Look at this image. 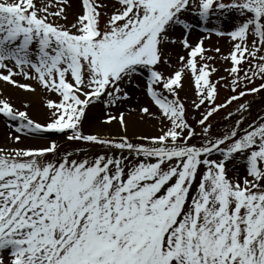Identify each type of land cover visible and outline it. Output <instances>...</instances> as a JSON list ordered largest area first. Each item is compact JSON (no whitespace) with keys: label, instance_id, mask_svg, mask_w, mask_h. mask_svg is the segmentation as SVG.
Masks as SVG:
<instances>
[{"label":"snow or ice","instance_id":"6c2138e0","mask_svg":"<svg viewBox=\"0 0 264 264\" xmlns=\"http://www.w3.org/2000/svg\"><path fill=\"white\" fill-rule=\"evenodd\" d=\"M0 124V264H264V0H0Z\"/></svg>","mask_w":264,"mask_h":264},{"label":"rangeland","instance_id":"374dc122","mask_svg":"<svg viewBox=\"0 0 264 264\" xmlns=\"http://www.w3.org/2000/svg\"><path fill=\"white\" fill-rule=\"evenodd\" d=\"M195 38H196V37H195V35H194V36L192 37V39L194 40ZM207 41H208L209 43L212 42V45H214V46H219V47H221L222 51H227V50H228L229 44H228V42L226 41V39H224V38H218V37H216V36H213L211 39H209V40H207ZM207 41H206V42H207ZM217 41H219L218 44H217ZM209 43H207V45H208ZM227 66H228L227 62H224V63H223V66H222L221 62H220V61H217V62H216V67L219 68V71L216 73V75H215V73H214V75H213L212 77H213V78H217L218 76L226 75V73L224 72V67H227ZM223 94H224V92L221 91V95H223ZM181 95L183 96L184 93L182 92ZM5 136H6V129L4 128V126H3L2 124H0V143L3 142V140L5 139ZM71 143H72V142L63 143V144H67V145H66V149H69V150H70V144H71Z\"/></svg>","mask_w":264,"mask_h":264}]
</instances>
